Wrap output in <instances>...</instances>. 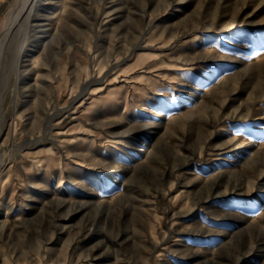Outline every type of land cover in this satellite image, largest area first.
<instances>
[{"label":"rangeland","instance_id":"rangeland-1","mask_svg":"<svg viewBox=\"0 0 264 264\" xmlns=\"http://www.w3.org/2000/svg\"><path fill=\"white\" fill-rule=\"evenodd\" d=\"M23 1L0 0V264H264V0Z\"/></svg>","mask_w":264,"mask_h":264},{"label":"bare ground","instance_id":"bare-ground-1","mask_svg":"<svg viewBox=\"0 0 264 264\" xmlns=\"http://www.w3.org/2000/svg\"><path fill=\"white\" fill-rule=\"evenodd\" d=\"M31 1V3H33V2H35V4H36V2H37V0H35V1H33L32 2V0H24L23 1V3H16L15 4V7H14V9H12V10H10L11 11V16L13 15V17H15L14 15H15V13L17 12V14H16V17L18 18L20 15H21V13L26 9V6H29L28 5V2H30ZM38 1H40V0H38ZM42 1H47V0H42ZM52 1V0H51ZM62 1H64V0H62ZM14 2V1H13ZM50 2V1H49ZM39 3V2H38ZM43 3V2H42ZM21 5V6H20ZM32 5V4H31ZM32 7V6H31ZM19 9V10H18ZM41 13V12H40ZM58 15V12H56V14H55V16H57ZM16 18V19H17ZM12 19V18H11ZM58 26V25H57ZM36 28V27H35ZM40 29V28H39ZM43 29V28H42ZM51 29V28H50ZM51 31V30H50ZM236 31L237 30H232L231 32H230V34L228 35V40L229 41H232L233 39H234V37H236ZM52 32V31H51ZM60 37V36H59ZM54 39V38H53ZM256 52V51H255ZM222 55V54H221ZM213 57V56H212ZM215 57V56H214ZM213 57V58H214ZM48 62V61H47ZM22 64V63H21ZM249 64L250 63H247V65H246V68H247V66H249ZM257 64V63H256ZM28 66V65H27ZM26 69V68H25ZM89 83V82H88ZM199 89H200V87H199ZM199 105V104H198ZM184 115V114H183ZM174 119V118H173ZM172 121V120H171ZM247 134V129L246 128H241V129H238V130H232L231 132H230V134H229V136H228V140L229 141H237L238 140V138H242L243 136H245ZM253 145H257L259 142H260V139L259 138H253ZM243 142V141H242ZM242 142H241V144H242ZM240 143V142H239ZM203 144V143H202ZM243 145V144H242ZM243 151V149L241 148L240 150H239V152L237 153V155L238 154H241V152ZM239 157V156H238ZM237 157V158H238ZM237 158H236V160H237ZM7 162V161H6ZM220 171H223V169H221ZM230 173V172H229ZM221 174V173H220ZM206 179V178H205ZM112 181L111 182H109L108 184H109V186H112V184H114V183H116L117 181H118V175H116V176H114L113 177V179H111ZM98 203V202H97ZM226 251V250H225Z\"/></svg>","mask_w":264,"mask_h":264}]
</instances>
